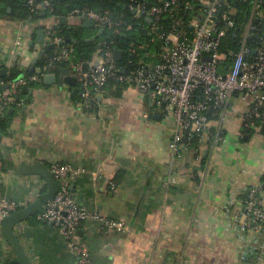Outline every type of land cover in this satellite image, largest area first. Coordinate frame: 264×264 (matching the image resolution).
Here are the masks:
<instances>
[{"label": "crops", "instance_id": "obj_1", "mask_svg": "<svg viewBox=\"0 0 264 264\" xmlns=\"http://www.w3.org/2000/svg\"><path fill=\"white\" fill-rule=\"evenodd\" d=\"M64 17L66 25H58V18L47 23L82 24ZM39 30L44 27L37 21L0 17V69L17 64L22 72L47 45L36 42ZM80 33L90 38L97 29L82 28ZM19 37L23 45L17 54ZM99 58L94 54L92 61ZM53 74L60 76L58 70ZM31 89L20 109L6 111L8 120L0 116L7 125L0 139V204L24 207L45 190L39 176L16 174L22 163L38 161L48 169L51 163H66L78 205L123 227L81 221L73 243L85 254L86 264L242 263L238 237L227 228L228 186L235 180L264 185V166L258 161L250 169L244 162L241 151L249 141L233 144L240 109L231 108L228 115L226 130L233 146L227 152L212 156L204 149L173 157L168 148L173 117L156 112L149 95L134 87L119 99L98 96L93 113L77 107L72 86L43 83ZM35 220L15 227L33 264H84L55 225ZM13 257L0 232V264Z\"/></svg>", "mask_w": 264, "mask_h": 264}, {"label": "built area", "instance_id": "obj_2", "mask_svg": "<svg viewBox=\"0 0 264 264\" xmlns=\"http://www.w3.org/2000/svg\"><path fill=\"white\" fill-rule=\"evenodd\" d=\"M200 8V14L192 18L188 25L192 28L191 37L174 32L161 35L166 43L159 54H147L145 57L155 58V62L142 63L135 71L126 76H117L118 80L129 83L141 95H149L156 112L171 115L174 129L168 148L173 157H180L190 151L198 155L204 149L212 156L227 152L232 147L231 136L226 130V122L230 109H240L238 122L237 145L251 131L249 138L264 141L261 132L264 127V36L259 37V45L251 49L247 42L254 26L249 22L245 27L241 46L238 50L222 51L224 28L218 27L216 13L223 0H194ZM253 16L262 15L264 0H251ZM31 5L32 0H28ZM128 9L134 15L157 21L164 14L174 16V26L181 24L177 17L176 0H167L159 5L146 6L143 1L129 0ZM190 6L187 5L186 8ZM37 9H50V3L43 1ZM67 17L80 24L84 19L93 20L98 27H107L113 34L119 33L120 22L113 23L111 13L83 9L72 10ZM56 19L53 17V20ZM222 21L231 27L232 21L224 14ZM55 22L47 23L44 28V43L58 48L63 39L55 30ZM152 25L150 32L156 31ZM109 44L105 45L97 64L74 61L72 49L63 46L57 49L41 67L19 80L6 84L0 81V116L12 106H21L23 98L20 91L29 83L43 80L53 74L56 63L63 62L69 68V75L80 83L83 101L77 104L79 109L91 107L95 97L101 96V88L109 76H115L118 69L113 60V51ZM23 45L19 37L15 41L16 53ZM91 91L94 93L92 94ZM208 114L214 115L209 119ZM211 156V157H212ZM58 188L54 198L43 210L35 215L39 223L55 225L61 232L68 246L80 254L81 263L86 264L85 254L73 243L75 231L81 221L97 220L107 229H121L116 221L89 213L79 206L69 188L70 165L51 163L49 167ZM248 193L245 196L244 191ZM231 195L227 207V228L238 237L239 252L243 254L241 264H264V185L245 186L240 181H232L228 186ZM18 209L14 202L0 204V224L2 219Z\"/></svg>", "mask_w": 264, "mask_h": 264}, {"label": "trees", "instance_id": "obj_3", "mask_svg": "<svg viewBox=\"0 0 264 264\" xmlns=\"http://www.w3.org/2000/svg\"><path fill=\"white\" fill-rule=\"evenodd\" d=\"M44 0H32L31 5L28 0H0V17H9L11 19H27L30 21L38 22L39 25L45 28L47 21L51 18L64 17L68 15L72 10L88 9L95 11L98 14H102L105 11L111 13L112 22L118 23L119 33L113 34L111 29L105 28L102 35L96 40L91 42H81L80 32L82 27H64L56 26L55 30L58 36L63 39H76V42L62 43L58 48L52 49L40 57L36 63V67H41L45 62L55 54L57 49L63 46H68L72 49L73 60L81 63H88L92 61L93 55H101L105 45H101L100 42L109 44L112 50H121L123 52V59L119 62H115L118 69L115 76H109L101 88V96L103 99L114 98L119 99L128 87H131L129 83L118 80L117 76H126L135 71L142 63L155 62V58L145 57L147 54H159L163 47L168 45L164 41L161 35H166L174 32L181 33L182 36L191 37L192 28L189 27L188 22L197 17L200 14V7L196 5L194 0H176V9L178 11L177 17L180 18L181 24L174 26L172 18L164 14L157 21H146L145 17L136 16L127 7L129 0H47L50 3V9H37L36 7L42 6ZM143 1L146 6L159 5L163 1L167 0H138ZM117 2L121 3L120 6ZM126 5V8H123ZM189 5V8L186 6ZM263 9V10H262ZM262 15L260 17L253 16L252 13V1L251 0H223L220 2L218 12L216 13V21L218 27L224 28V36L222 37V46L220 50L236 51L240 48L243 39L245 27L250 22L254 26V30L251 31V37L247 42V45L254 49L259 45L258 38L264 36V8H261ZM226 14L229 20L232 21L231 27H226V23L222 21V15ZM46 22V23H45ZM155 25L156 31L150 32V27ZM63 62L56 63L54 72H57L58 67ZM124 68L122 74L120 70ZM21 71L17 64L12 67L6 68L4 75L0 76V81L4 84L16 81ZM32 73H26L24 77L30 76ZM43 81L36 83H29L27 87H24L18 94L19 98L26 99L29 88L41 87ZM93 94L94 92L91 91ZM82 90L80 83H75L72 86V99L76 104L81 103L83 98L81 96ZM98 106L97 97L92 102L90 108L85 109L87 112L93 113ZM22 107L12 106L9 109L18 110ZM5 120H8L10 116L7 112L3 115ZM209 119H214L215 116L208 114ZM6 123L0 122V139L5 135ZM261 132L264 134V127ZM246 136L242 139V142L249 141L252 135L251 131H246ZM244 140V141H243ZM238 150V149H237ZM239 151H236V156ZM242 158V156H241ZM243 160V159H242ZM245 160V158H244ZM245 162V161H244ZM1 163V159H0ZM203 163V161H202ZM239 163V162H238ZM241 165V162H240ZM30 220L34 221L35 216ZM36 221V220H35Z\"/></svg>", "mask_w": 264, "mask_h": 264}, {"label": "water", "instance_id": "obj_4", "mask_svg": "<svg viewBox=\"0 0 264 264\" xmlns=\"http://www.w3.org/2000/svg\"><path fill=\"white\" fill-rule=\"evenodd\" d=\"M114 3V0H111ZM117 5L120 6L121 3L117 2ZM123 8H126V5H123ZM134 14V12H132ZM139 17V15H136ZM146 21L151 22L150 18H145ZM67 18L66 17H58V25H66ZM82 28H96L97 33L90 38H80L81 42H91L96 41L103 33L104 27H98L95 25L93 20L84 19L81 24ZM72 28V27H69ZM38 39L36 40L39 44H44V32L43 30L37 31ZM65 43L68 42H76V39H66ZM63 42V43H64ZM31 45V42L29 43ZM62 45V44H61ZM54 48L53 44H47L46 47L39 51L37 55L30 61V63L23 69V71L19 74L16 80H19L25 76L26 73H33L36 67V63L40 57L45 55ZM123 59V52L121 50L115 49L113 51V60L115 62H119ZM97 64V61L95 62ZM87 63L83 65V71L87 70ZM58 71L60 72V76H56L55 74H48L43 77V83L46 85H53L56 84L59 87L63 85L73 86L76 83V80L69 75V68L68 67H58ZM124 68L120 70V72L124 73ZM5 70L0 69V76L4 75ZM9 84H6L4 88H8ZM29 94L32 93V89H29ZM101 99V97H98ZM17 175L21 176H39L45 182V190L41 192L34 201L29 203L24 207H19L15 211L11 212L8 216L2 219L0 224V232L1 236L8 244V246L13 251L14 257L8 262V264H33L29 258L27 257L20 241L18 240L15 234V227L25 222L26 220L34 217L38 212L43 210L48 202H50L56 192H57V182L54 179L53 174L51 171L41 162L35 161L33 163H22L19 168L16 170ZM248 191L245 192V196L247 195Z\"/></svg>", "mask_w": 264, "mask_h": 264}, {"label": "rangeland", "instance_id": "obj_5", "mask_svg": "<svg viewBox=\"0 0 264 264\" xmlns=\"http://www.w3.org/2000/svg\"><path fill=\"white\" fill-rule=\"evenodd\" d=\"M235 148H237V146H235ZM241 152L243 154L245 153V162L250 169L255 168V164H257L258 161L262 162L261 165L264 166V141L260 139L250 140L245 143L244 149ZM118 225L120 228H123L120 224Z\"/></svg>", "mask_w": 264, "mask_h": 264}]
</instances>
